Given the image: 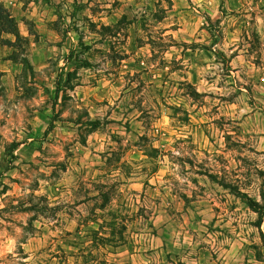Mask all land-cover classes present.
Returning <instances> with one entry per match:
<instances>
[{"label":"rangeland","instance_id":"1","mask_svg":"<svg viewBox=\"0 0 264 264\" xmlns=\"http://www.w3.org/2000/svg\"><path fill=\"white\" fill-rule=\"evenodd\" d=\"M0 1V264H264V0Z\"/></svg>","mask_w":264,"mask_h":264},{"label":"trees","instance_id":"2","mask_svg":"<svg viewBox=\"0 0 264 264\" xmlns=\"http://www.w3.org/2000/svg\"><path fill=\"white\" fill-rule=\"evenodd\" d=\"M3 33H11L14 36H19V31L17 28V23L9 12V10L3 5L0 1V36ZM53 124L49 125L46 131H48ZM244 196V200L249 208L260 214V216L264 215V194L262 196L263 201L259 202L256 199L249 197L246 193L242 194ZM182 264V263H180Z\"/></svg>","mask_w":264,"mask_h":264}]
</instances>
